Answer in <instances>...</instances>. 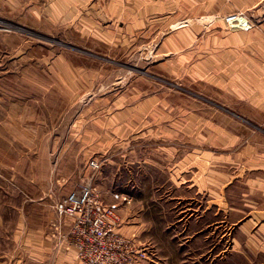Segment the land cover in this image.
Here are the masks:
<instances>
[{"label":"rangeland","instance_id":"obj_1","mask_svg":"<svg viewBox=\"0 0 264 264\" xmlns=\"http://www.w3.org/2000/svg\"><path fill=\"white\" fill-rule=\"evenodd\" d=\"M52 1L0 0V264H64L72 250L76 258L56 204L87 185L138 248L146 245L127 229L140 224L151 245L140 264L219 258L205 233L194 240L191 221L208 198L192 179L203 168L229 179L263 173L253 165L264 163V75L239 51L224 65L178 40L128 45L86 34L79 18L52 17L56 5L71 8ZM249 13L224 15L228 28L256 29ZM187 24L180 17L168 30Z\"/></svg>","mask_w":264,"mask_h":264},{"label":"crops","instance_id":"obj_2","mask_svg":"<svg viewBox=\"0 0 264 264\" xmlns=\"http://www.w3.org/2000/svg\"><path fill=\"white\" fill-rule=\"evenodd\" d=\"M103 1L53 0V4L58 5L70 3L71 8L69 11L61 9L64 13L60 14L56 5L52 7V17L79 18L81 21L75 25H80L82 32L95 31L104 37H112L115 43L133 45L138 39L148 42L150 38L154 42L175 44L178 40L184 44L182 47L188 46L193 57L223 60L224 65L234 51H239L241 59L255 62L256 67L250 71L264 75V0H107L105 4ZM239 8L250 12L252 20L258 24L256 29L232 31L228 28L224 15ZM110 16L113 20L111 28L101 30L99 21ZM180 17L187 18L191 24L169 32L168 27ZM173 44L170 50L165 46L161 50L165 53L175 50L177 46ZM253 166L263 173L229 179L223 174L201 175L200 172L206 170L203 168L193 176L192 187L196 193L208 198L207 204L203 208L198 205V211L194 212L191 221L194 240L198 235L201 241L205 233V238L209 236V248L217 246L224 252L219 258L209 259L207 264H264V163ZM208 167L207 170H211L216 166L208 164ZM238 186L240 192L236 190ZM218 191L224 200L220 201ZM234 196L241 197L242 205H233ZM141 229L140 224L132 223L127 232L133 233L138 244L144 243L146 246L141 248L148 252L150 241L146 233L144 237L141 235ZM29 253L31 260L36 262V246ZM73 253V250L67 252L64 264H78ZM196 259V264H206L200 257Z\"/></svg>","mask_w":264,"mask_h":264},{"label":"built area","instance_id":"obj_3","mask_svg":"<svg viewBox=\"0 0 264 264\" xmlns=\"http://www.w3.org/2000/svg\"><path fill=\"white\" fill-rule=\"evenodd\" d=\"M227 20L238 27H251L245 16L230 15ZM56 209L71 224L68 242L76 251L78 264H140L146 258V249L138 248L117 231L115 210L103 206L93 186L71 192L56 204Z\"/></svg>","mask_w":264,"mask_h":264}]
</instances>
